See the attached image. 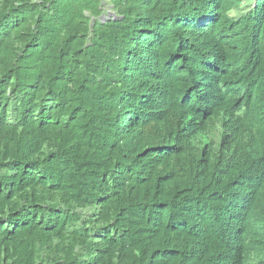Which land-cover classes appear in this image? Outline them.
<instances>
[{"label":"trees","instance_id":"1","mask_svg":"<svg viewBox=\"0 0 264 264\" xmlns=\"http://www.w3.org/2000/svg\"><path fill=\"white\" fill-rule=\"evenodd\" d=\"M0 264H264V0H0Z\"/></svg>","mask_w":264,"mask_h":264}]
</instances>
